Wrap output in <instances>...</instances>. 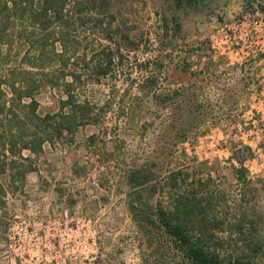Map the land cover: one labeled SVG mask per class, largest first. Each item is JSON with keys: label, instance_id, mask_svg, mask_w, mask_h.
I'll return each instance as SVG.
<instances>
[{"label": "rangeland", "instance_id": "rangeland-1", "mask_svg": "<svg viewBox=\"0 0 264 264\" xmlns=\"http://www.w3.org/2000/svg\"><path fill=\"white\" fill-rule=\"evenodd\" d=\"M60 1L57 18L38 24L30 10L43 0L11 20L0 12V191L13 168L39 176L58 228L10 218L4 235L23 220L29 242L5 235L0 264H173L133 220L135 172L149 177L140 209L166 211L221 256L264 243V133L235 132L243 82L220 70L233 58L215 48L226 45L217 28L251 0ZM64 213L90 218V233L68 231Z\"/></svg>", "mask_w": 264, "mask_h": 264}, {"label": "built area", "instance_id": "built-area-1", "mask_svg": "<svg viewBox=\"0 0 264 264\" xmlns=\"http://www.w3.org/2000/svg\"><path fill=\"white\" fill-rule=\"evenodd\" d=\"M216 33L223 37L226 44L215 46L219 54L227 59L237 57L241 59L240 80L244 88L240 94L241 96L247 94L250 99L247 103V117L238 122L235 132L244 133L245 127L248 126L247 132L264 133V8L262 3L259 0H251L243 5L228 22H223L217 28ZM221 148L224 151L227 150L225 143H221ZM250 150L254 154L259 153L256 146H250ZM246 162L245 159L242 164L245 165ZM234 164H237L235 160ZM66 215L64 213L65 218L61 220V223L68 231L90 233L93 225L90 218L82 216L72 223V219H68ZM28 227L29 225L23 220L11 221L5 234L9 246L28 243L26 239L29 236Z\"/></svg>", "mask_w": 264, "mask_h": 264}, {"label": "trees", "instance_id": "trees-1", "mask_svg": "<svg viewBox=\"0 0 264 264\" xmlns=\"http://www.w3.org/2000/svg\"><path fill=\"white\" fill-rule=\"evenodd\" d=\"M27 0H8L4 2L3 7H0L1 15L6 10V20H11L14 16L21 12L24 14L26 7L24 6ZM60 0H43L42 6L36 9L30 10V19L32 24H38L40 19H55L59 14V8L61 9L64 3ZM9 2V3H8ZM8 4H11L8 7ZM2 29H6L3 24ZM13 91H15L14 85H11ZM24 96H31L30 92H26ZM194 94L185 96V101L192 100ZM32 102V101H31ZM187 104H185L186 106ZM187 112L190 109H185ZM241 163V159H237ZM238 178L243 177L242 168L235 170ZM130 181L133 188H137L133 201L129 203V210L133 216V220L141 222L143 231L147 236V246H152V241L156 239L158 244L156 248L160 250V254L164 255L169 253V250L173 253V264H264V243L263 241H252L246 245V251H244L239 257H223L217 253L214 249H209L202 244L199 237H193L188 233L186 227L181 224L173 223L169 214L160 209H148L145 211L139 208L140 204H143L140 200L143 193L144 185L149 181L147 175L137 172L130 175ZM140 187L142 189H140Z\"/></svg>", "mask_w": 264, "mask_h": 264}, {"label": "crops", "instance_id": "crops-1", "mask_svg": "<svg viewBox=\"0 0 264 264\" xmlns=\"http://www.w3.org/2000/svg\"><path fill=\"white\" fill-rule=\"evenodd\" d=\"M240 63L241 59L240 58H235L231 62H227L224 64V67L220 68V70H231L234 78L240 81ZM228 64V65H227ZM239 93V92H238ZM249 98L247 94H244L241 96V100L237 102V110L239 113H237V117L239 118H246V113H247V103L249 102ZM48 142V138L43 137L42 138V143L41 146L43 147L45 143ZM23 143V142H22ZM23 145V144H22ZM19 146V144H18ZM26 146V145H25ZM22 151L24 149L22 148ZM13 152V151H12ZM19 153V152H17ZM19 154L22 155V152ZM7 171V170H6ZM7 174L8 178V183L10 187L6 185L8 188L3 189V191H0V245L5 242V227L6 224L8 223L7 221L10 218H26V219H37V229H45L46 227L49 228L50 225H53L52 227L54 229H58L57 222L56 220L51 224L48 219H50V215L55 216L56 214V201H55V195L54 196H47L43 191L41 190V182L42 180L40 179L39 176L34 177L32 174H30L28 171L24 173V171H18V169L13 168L11 171ZM23 177V178H22ZM32 182V184L30 183ZM17 183H21V187L16 186ZM32 186V188L37 191L38 197L36 201L31 200L29 195L27 194V191L25 188H29ZM23 189V190H22ZM30 189V188H29ZM49 198H51L49 200ZM5 200V202L3 201ZM47 208L49 210V213H47ZM30 216H33L31 218ZM48 220V221H47ZM46 222V223H45ZM48 223V224H47ZM34 237V242L37 245H43L45 241V235L41 233L40 231L37 232L36 235H33ZM61 240V239H60ZM60 240L56 239V237H53L54 244L56 241L60 243Z\"/></svg>", "mask_w": 264, "mask_h": 264}]
</instances>
